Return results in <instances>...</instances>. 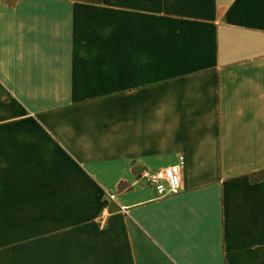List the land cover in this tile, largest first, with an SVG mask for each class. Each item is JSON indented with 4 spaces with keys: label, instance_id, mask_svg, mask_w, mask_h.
Segmentation results:
<instances>
[{
    "label": "crops",
    "instance_id": "obj_1",
    "mask_svg": "<svg viewBox=\"0 0 264 264\" xmlns=\"http://www.w3.org/2000/svg\"><path fill=\"white\" fill-rule=\"evenodd\" d=\"M0 264H264V0H0Z\"/></svg>",
    "mask_w": 264,
    "mask_h": 264
},
{
    "label": "built area",
    "instance_id": "obj_2",
    "mask_svg": "<svg viewBox=\"0 0 264 264\" xmlns=\"http://www.w3.org/2000/svg\"><path fill=\"white\" fill-rule=\"evenodd\" d=\"M179 175L180 168L178 165H169L160 170L142 167L134 171L136 182H141L150 187L156 197L176 194L179 191Z\"/></svg>",
    "mask_w": 264,
    "mask_h": 264
}]
</instances>
